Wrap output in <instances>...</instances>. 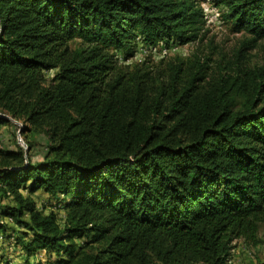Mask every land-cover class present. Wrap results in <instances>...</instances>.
Segmentation results:
<instances>
[{"label":"trees","instance_id":"obj_1","mask_svg":"<svg viewBox=\"0 0 264 264\" xmlns=\"http://www.w3.org/2000/svg\"><path fill=\"white\" fill-rule=\"evenodd\" d=\"M211 3L245 36L232 59L126 65L139 42L201 45L197 0H0V132L18 122L28 148H0L12 204L0 246L25 264L40 251L55 264H229L235 241L260 244L264 67L243 51L264 40V0ZM30 134L48 142L39 162Z\"/></svg>","mask_w":264,"mask_h":264},{"label":"rangeland","instance_id":"obj_2","mask_svg":"<svg viewBox=\"0 0 264 264\" xmlns=\"http://www.w3.org/2000/svg\"><path fill=\"white\" fill-rule=\"evenodd\" d=\"M197 2L204 12L206 30L208 32L206 39L201 45L195 43L185 46L172 45L169 47L159 45L156 49H151L139 42L135 56L129 61H124L122 56L119 55V62L129 65L149 59L157 63L163 57L169 58L178 55L187 58L195 52H202L204 55L210 54L212 60L215 62L223 57L226 60L232 59L234 52L245 36L242 33H234L230 30L228 25L221 20L220 11L211 5L210 0H197ZM243 52L247 56V64L249 66L264 67V40L258 42L256 48H246ZM51 75L52 73L47 76L51 77ZM20 127L21 125L18 122L11 120L8 125L2 128L0 132V148L6 151H15L17 148H21L28 154L26 142L19 135ZM28 143H31V150L29 151L31 161H41L47 151L48 142L46 138L43 135L30 134ZM34 199L37 202L38 208H45V213H48L52 209L62 217V212L56 203L51 202L45 194L38 192L34 195ZM7 205H12L9 200L0 201V207ZM6 222L9 221L6 219ZM12 227L18 230L17 227L13 225ZM259 239L261 242L256 247L247 245L241 240L235 241L229 264H264V227H261L259 230ZM28 261L31 264H55L56 258L55 256L49 257L45 252L40 251ZM25 262L24 254L13 245L12 241L8 245L1 244L0 264H25Z\"/></svg>","mask_w":264,"mask_h":264},{"label":"built area","instance_id":"obj_3","mask_svg":"<svg viewBox=\"0 0 264 264\" xmlns=\"http://www.w3.org/2000/svg\"><path fill=\"white\" fill-rule=\"evenodd\" d=\"M210 2H211V0H210ZM211 5H212V3H211ZM214 7V6H213ZM215 8V7H214Z\"/></svg>","mask_w":264,"mask_h":264}]
</instances>
